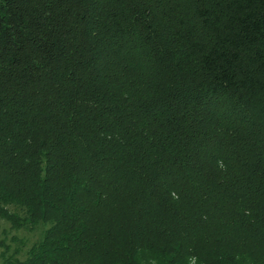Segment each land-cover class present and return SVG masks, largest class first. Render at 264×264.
<instances>
[{"label":"trees","instance_id":"trees-1","mask_svg":"<svg viewBox=\"0 0 264 264\" xmlns=\"http://www.w3.org/2000/svg\"><path fill=\"white\" fill-rule=\"evenodd\" d=\"M2 222L3 264H264V0H0Z\"/></svg>","mask_w":264,"mask_h":264},{"label":"rangeland","instance_id":"rangeland-1","mask_svg":"<svg viewBox=\"0 0 264 264\" xmlns=\"http://www.w3.org/2000/svg\"><path fill=\"white\" fill-rule=\"evenodd\" d=\"M2 228H6V230H7V235H6L7 236V243L10 245V251H9L8 255L13 253L15 248L20 247V245H17V243L15 244L10 240L11 236H14L16 239H19V240L22 238L28 244L35 241L39 237L38 232H26L24 230H21V231L10 230L9 225L7 223H4V222L1 223L0 229H2ZM0 264H3L1 258H0Z\"/></svg>","mask_w":264,"mask_h":264}]
</instances>
